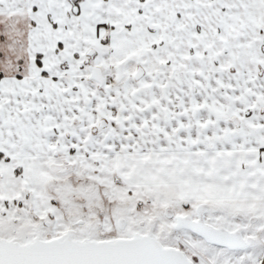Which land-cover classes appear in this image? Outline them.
I'll return each mask as SVG.
<instances>
[{
    "label": "snow or ice",
    "instance_id": "6c2138e0",
    "mask_svg": "<svg viewBox=\"0 0 264 264\" xmlns=\"http://www.w3.org/2000/svg\"><path fill=\"white\" fill-rule=\"evenodd\" d=\"M0 264H264V0H0Z\"/></svg>",
    "mask_w": 264,
    "mask_h": 264
}]
</instances>
